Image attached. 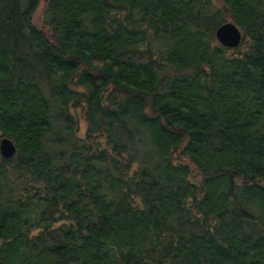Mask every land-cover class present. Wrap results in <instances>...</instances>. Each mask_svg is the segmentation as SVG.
Listing matches in <instances>:
<instances>
[{"label": "trees", "instance_id": "1", "mask_svg": "<svg viewBox=\"0 0 264 264\" xmlns=\"http://www.w3.org/2000/svg\"><path fill=\"white\" fill-rule=\"evenodd\" d=\"M2 137L0 264H264V0H0Z\"/></svg>", "mask_w": 264, "mask_h": 264}, {"label": "water", "instance_id": "2", "mask_svg": "<svg viewBox=\"0 0 264 264\" xmlns=\"http://www.w3.org/2000/svg\"><path fill=\"white\" fill-rule=\"evenodd\" d=\"M217 39L228 48H237L242 43L243 32L234 22H227L216 30ZM17 152L15 142L9 137L0 140V153L4 158H11Z\"/></svg>", "mask_w": 264, "mask_h": 264}, {"label": "rangeland", "instance_id": "3", "mask_svg": "<svg viewBox=\"0 0 264 264\" xmlns=\"http://www.w3.org/2000/svg\"><path fill=\"white\" fill-rule=\"evenodd\" d=\"M43 6H41L39 8V10L36 12V14L34 15V22L40 26V27H44V22H43V16H42V9ZM80 127H81V134L84 135L85 133V129H86V123L85 120L83 119V116L80 114Z\"/></svg>", "mask_w": 264, "mask_h": 264}]
</instances>
